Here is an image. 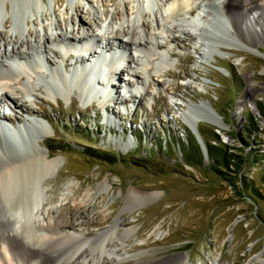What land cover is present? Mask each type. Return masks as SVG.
I'll list each match as a JSON object with an SVG mask.
<instances>
[{"label":"rangeland","instance_id":"1","mask_svg":"<svg viewBox=\"0 0 264 264\" xmlns=\"http://www.w3.org/2000/svg\"><path fill=\"white\" fill-rule=\"evenodd\" d=\"M36 1L37 7L29 6L26 11L20 32L13 29L14 19L6 14L11 26L3 28L0 19V33L6 35L9 49L16 39V47L22 51L31 46L40 49L48 64L59 65L62 76L73 75L77 54L59 49L60 56L54 57L45 51L47 42L56 48L55 32L75 39L86 37V30L101 35L110 30L104 22L100 31L95 16L104 20V11L111 19L119 11L121 15L112 17L110 27L118 41H125L123 35L128 30L122 24L125 10L119 7L120 0ZM239 1L232 11L236 17L233 14L231 18L224 10L226 2H217L222 10L212 11L216 17L212 31H219L218 36L206 35L212 46L221 42V46L235 43V47L217 48L214 55L199 56L196 51L202 48L194 35L174 33L178 39L170 42L171 32L164 28L158 41L169 53L170 66L165 71L159 72L150 63L145 68L135 61L130 66L139 76L134 78L127 75L125 65H118L122 86L118 93L108 86L107 75H101L93 80L99 85L94 92L103 95L99 98L93 92L88 101L77 89L65 93L53 88L59 94L54 100L41 94L36 99L17 97L45 129L38 149L64 159L58 173L48 180V196L55 199L42 209L47 219L74 222L69 232L89 236L107 232L116 218L125 221L120 231L132 230L125 251L108 253L117 259L127 258L125 264H151L176 253L188 256L186 264H264V36L256 47H246L242 38L251 36L232 21L239 12L262 0ZM192 14H198V7ZM234 34L239 35L236 40L231 39ZM92 46L95 49V44ZM3 48L4 42H0ZM63 64L69 69H63ZM187 104L210 105L224 128L200 122L194 133L184 118ZM0 114L14 130L28 116L4 101L0 102ZM247 116L254 122L248 123ZM2 144L6 152L13 151L11 147L17 149L14 140H3ZM211 145L225 147L238 155L237 160L252 153L257 157L256 162L252 158L243 166L237 180L244 177L259 189L260 196L251 199L237 195L232 184L238 174L222 176L214 171L207 150ZM89 147L110 153L117 162L87 157L85 149ZM131 189L155 195L145 205L131 208L127 194ZM83 222L89 225H79Z\"/></svg>","mask_w":264,"mask_h":264},{"label":"bare ground","instance_id":"2","mask_svg":"<svg viewBox=\"0 0 264 264\" xmlns=\"http://www.w3.org/2000/svg\"><path fill=\"white\" fill-rule=\"evenodd\" d=\"M224 1L226 2L224 10L229 18L233 14L236 17L237 13L232 11H234V4H239L240 1ZM217 2L219 0H120L119 7L125 10V20L122 24L128 30V33L123 35L125 41H118L113 27H110L112 17L121 15L116 10L111 19L107 18L104 11L102 14L104 20L99 15L95 16L98 29L103 30L104 22H106L110 32L104 31L99 35L95 30L90 34L88 30L84 32L83 29L86 37L78 39L69 37L67 33L55 32L56 48L65 51L71 49L77 54L71 78L61 75L59 65L53 68L48 64L40 49L33 50L34 47L31 46L26 48L27 52L22 51L16 47L18 39L14 41L10 49L7 48L6 35L0 33V42H4V48L0 49V102H7L13 110L28 115L24 118L25 123L21 127L16 126V129L12 131L10 129L13 126H8L4 121L5 115L0 114V132L3 133L4 126L7 127L4 129L8 132L0 134V264H125L127 262V258L117 259L108 254L113 251L115 252L113 255H118L121 250L125 251L124 244L132 235V230L120 231L125 221L116 218L107 232L89 236L85 233L69 232L68 230L76 225L74 222L61 221L58 217L47 219L44 216L42 209L55 199L48 196V180L58 173L64 159L54 158L50 153L38 149L44 142L45 129L41 121L32 118L26 105L18 103L17 97L24 95L28 99L31 97L36 99V96L41 94L54 100L59 94L53 88L65 93H71L72 89H77L81 96L85 95L82 98L84 100L87 98L86 101H88L91 99L88 97L96 87L86 81L92 74L91 70L95 72L91 78L92 81L101 75H107L108 86L111 90L117 89L116 93L122 87L121 81H118V65H125L127 75L134 78L139 76V73L132 70L130 66L135 61L140 62L145 68L150 63L159 69V72L165 71L170 66L169 53L158 41V37L163 36L164 28L171 32V36L168 35L170 42L178 39L174 33L186 32L194 35L202 48V51H196L199 56H206L208 53L214 55L217 48L230 49L231 45L235 47V43L222 46L221 42L215 46L208 43L209 38L206 35L218 36L219 32L214 31L216 17L212 12L215 8L218 11L222 10L218 5L216 6ZM243 2H251V0ZM40 3L44 4V0H40ZM37 4L36 0H0L2 27H10L9 17H13V29L20 32L29 6L37 7ZM197 7L198 14L193 15L192 10ZM75 10L80 11V6H75ZM6 14L11 16L6 19ZM238 14L240 19L239 17L233 19V24L241 32L251 36V38L243 37L242 44L250 48L256 47V42L264 36V0ZM79 25L84 26V23L79 22ZM173 26L175 27L172 32ZM30 33L32 32L28 31V34ZM234 36L229 38L236 40L239 37L238 34ZM224 37L227 36L224 34ZM98 38H101L103 42L100 43ZM48 44V42L44 44L45 51L49 50L54 57L60 56L58 50L55 47L51 48ZM93 44L95 49H92ZM118 51L121 53L117 54ZM81 52L87 55H79ZM94 56L96 60H93ZM33 60L38 63L32 64ZM68 67L63 64V69ZM44 71L52 72L55 78L48 80ZM112 77H117V80H110ZM252 86L253 84L249 83L248 89L252 90ZM186 106L187 113H184V118L196 132V126L200 122H207L218 129L224 128L210 105L203 104L200 107L187 104ZM44 121L51 125L46 119ZM18 132L23 135H19ZM6 136H11L8 140L11 142L14 140L17 149L11 147L13 151L4 150L2 141L7 139ZM40 138L43 139L40 140ZM32 139H35L34 145L31 142ZM127 194L128 205L131 208L145 205L155 195L135 189L129 190ZM79 225L87 227L89 223L83 222ZM116 239L120 242H115ZM187 259L186 254L176 253L161 260L151 261V264H186Z\"/></svg>","mask_w":264,"mask_h":264},{"label":"trees","instance_id":"3","mask_svg":"<svg viewBox=\"0 0 264 264\" xmlns=\"http://www.w3.org/2000/svg\"><path fill=\"white\" fill-rule=\"evenodd\" d=\"M246 119L248 123L254 122L253 118L250 116H247ZM207 148L209 153V159L211 160L212 168L214 169V171L222 176L228 175L227 172H233L235 174H238L237 177L235 176V180H237L238 177L242 176L240 172H242L243 166L247 165V163H251L252 158L254 162H256L257 160V157L253 156V153L248 158H242L240 160H237L238 155L229 153L225 149V147H214L211 145L207 146ZM85 152V155L89 158L100 160L102 162L105 161L110 164H114L117 162L115 157L106 151L96 150L89 147L85 149ZM213 164L218 167H215V165ZM232 186L234 188V191H236L237 195H243L251 199H255L260 196L259 189H256L253 185L247 183L244 177H242V179L237 180V182H234Z\"/></svg>","mask_w":264,"mask_h":264},{"label":"water","instance_id":"4","mask_svg":"<svg viewBox=\"0 0 264 264\" xmlns=\"http://www.w3.org/2000/svg\"><path fill=\"white\" fill-rule=\"evenodd\" d=\"M193 131H194V133H196V130L193 129Z\"/></svg>","mask_w":264,"mask_h":264}]
</instances>
